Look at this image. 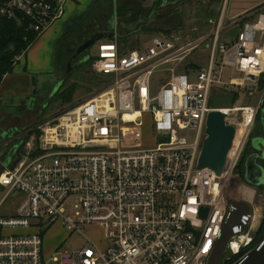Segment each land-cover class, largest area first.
I'll use <instances>...</instances> for the list:
<instances>
[{
    "label": "built area",
    "instance_id": "1",
    "mask_svg": "<svg viewBox=\"0 0 264 264\" xmlns=\"http://www.w3.org/2000/svg\"><path fill=\"white\" fill-rule=\"evenodd\" d=\"M66 1L8 0L0 4V19L24 23L39 36L64 15ZM225 8L198 40L153 37L128 53L117 37L98 41L93 71L110 85L63 107L38 125L39 135L31 126L23 156L0 173V189L7 190L0 207L12 193L24 196L15 212L0 214V264H209L234 200L228 187L236 180L248 190L243 200L252 204L251 218L230 239L222 264L253 248L264 202L235 171L263 107L261 91L247 104L219 108L236 129L221 177L199 167L214 90L229 87L254 98L264 77V6L232 20L239 32L223 42ZM203 45L210 48L208 64L184 66ZM225 66L241 76L224 80ZM148 117L157 141L149 147ZM56 221L71 233L101 226L105 249L92 242L78 254L46 259L42 232ZM242 234L246 241L233 249L230 242Z\"/></svg>",
    "mask_w": 264,
    "mask_h": 264
},
{
    "label": "rangeland",
    "instance_id": "2",
    "mask_svg": "<svg viewBox=\"0 0 264 264\" xmlns=\"http://www.w3.org/2000/svg\"><path fill=\"white\" fill-rule=\"evenodd\" d=\"M121 1L122 0H120L119 3L114 2V4H111L110 10L111 13L115 10L116 13L114 16L118 14L119 9H125V11H127L124 17L120 18L118 15L113 18L114 21L118 22L116 26L117 32L120 35L122 34L120 36V41L127 49H141V47H145V44H141V42H146L152 37H172L174 35H180L185 41L198 40L203 37V35L210 33L211 28L214 27L213 23L220 18L219 16L224 10L225 5V29L221 35V41H232V39H235L238 34L237 29L240 24L229 25L230 22L244 17L247 12L256 10L260 6H264V0H173L169 1L165 7H161L160 5L162 0H157L154 4V1L149 0L142 3L138 2V0H128L130 3H121ZM140 4H142L144 8L140 6ZM133 10H135V12L141 11V22L145 23L146 21L145 24L141 23L140 19L131 23L126 20L127 18L129 19L133 16ZM140 24H143V26ZM134 33H136L137 36H134ZM97 47L98 41L89 48L87 56L89 54H91V56L96 54L98 51ZM209 55L210 48L203 45L189 55L187 60L184 61V66L193 61L195 63L199 62L207 65ZM71 72H73V76L70 78L71 80H69L68 83H75V81H77L79 84V88L76 91L74 102L72 104H76V102L90 98L91 95L98 94V92L103 91L110 85V79L96 74L91 65L85 64L83 67L81 66L75 70L72 69ZM78 75H82L84 79H79ZM239 76H241V74L233 67H223L224 80L228 81L230 78ZM33 77L35 78L36 84H34ZM61 77H65V73L63 71L61 76H59V72L55 71L47 72L43 75L33 74L31 78L33 84L31 94H18L17 96L13 93H5L0 100V125L2 126V129L4 128V123L2 121L7 115L11 116L12 119L16 118L18 124L19 122L22 124L23 122L25 123L27 120H30V122L28 121L26 123L28 126L25 128L24 133L20 134L23 141H29L30 136L27 135L29 133L27 130L30 129L31 126L34 127L36 124L38 125L47 121L49 118L57 114L63 107L68 105L62 103H50L52 96L61 86ZM164 78L168 79V77ZM35 88L37 91L34 94L33 90ZM257 88V95L254 96V98L251 97V99L246 98L245 95H239L238 102L240 104H247L246 102H248V100L254 101L257 99V96H261L259 93L260 91L264 94V77L260 78ZM234 92L235 91L229 87L219 86L216 88L212 95V102L214 101L216 106L214 108L219 109L232 106L233 103H231V97ZM32 100H34L33 107H31ZM21 105H25L23 110H21ZM260 114L261 116L264 114V107H262V112ZM259 115L258 117H260ZM6 119L8 123H10L11 118L8 117ZM146 120L147 124L144 128V142L148 147L154 146L157 141L152 128V120L150 117ZM263 135L264 118L262 116V120H257L256 125L253 127L250 135L252 138H248L245 150L243 151L241 157H244L252 152L254 150L253 143L255 139H258L257 136ZM27 136L28 138H26ZM250 140L252 141L250 142ZM5 158L6 153L4 152V154L0 156V171L3 169L2 167H4ZM238 172L239 170L235 171V174ZM238 187L239 182L237 180L230 183L227 192L231 199H243ZM253 188L257 192L258 188L255 186H253ZM6 192V189H0V202L3 200ZM257 194V196L264 202V190H258ZM23 199L22 193L10 194L3 203L2 207H0V214L8 216L10 213H13L15 211L14 209L23 201ZM261 210H263L262 215L264 216V207ZM255 226H257V224ZM34 230L35 229L23 231L33 232ZM257 230L258 228L254 229L253 237L256 235ZM43 238L44 252L46 259L48 260L53 256H59L60 254H78L81 248L88 246V244L92 242L96 244L97 249L104 250L106 247L105 230L96 224L83 226V232L71 233L60 221H56L51 224V226L46 227V230L43 233ZM246 239L247 238L244 234L238 236L236 240H232L230 242L232 248L238 250L241 246L240 242H244ZM255 245L256 243L251 244L253 247ZM246 251L247 250H241L236 255L231 254V258L228 259L225 264H232ZM49 264L56 263L51 261Z\"/></svg>",
    "mask_w": 264,
    "mask_h": 264
},
{
    "label": "crops",
    "instance_id": "3",
    "mask_svg": "<svg viewBox=\"0 0 264 264\" xmlns=\"http://www.w3.org/2000/svg\"><path fill=\"white\" fill-rule=\"evenodd\" d=\"M119 1L120 0H67L64 6V15L60 17L59 20L55 21L54 24L49 27L43 34L37 37L36 41L27 50V53L20 56V58L18 59L17 64L15 65L14 72L6 75L3 78V81L0 85L1 99L5 93H13L17 96L18 94H31L33 88L31 78L33 74L43 75L47 72L55 71L59 72V76H61L63 70L62 66L59 65L58 62L60 53L63 54L62 58L63 60H65V63H67L81 44L88 41L89 38L94 37L97 34H101L102 32H113L114 36H105L102 37V39L99 41L114 39L115 37H117L119 49H121L123 53H128L132 51V49H137H127L124 45H122L120 41V36L122 34L120 35L117 32L116 26L118 22L114 21L113 19L114 17L118 16V14L114 16L116 13L115 10H113L114 14L111 13L110 10L111 4H114V2L119 3ZM144 1L148 0H138V2L140 3ZM149 1H154V4L157 0ZM121 3L130 2L128 0H122ZM167 4L165 6H167ZM140 6L143 7L142 4H140ZM165 6L161 5V7ZM139 14L140 15L138 19H140L141 22V11ZM132 19L133 18H127L126 20L130 21L131 23L133 22ZM141 23L145 24L146 21L145 23ZM143 24L140 25L143 26ZM239 27L237 31L240 29ZM65 32H68V34L65 36L66 39L64 45L60 46V40L62 39V36L65 35ZM136 33H134V36H137ZM152 38H150L146 42H141V44H145L146 47V45L150 43ZM90 56L91 54L87 56V53H85L80 57L75 58V60H73L74 64L71 66V69L75 70V68H77L79 64L87 61ZM21 106V110H23V106L25 105ZM8 117L11 118L10 123H8L6 119ZM28 121L30 122V120H27L25 123L23 122L22 125L20 122L18 124L16 118L12 119V117L8 115L5 116V119H3L2 122L4 123V128L2 129V126L0 125V136H3L0 139V156H2L4 152L6 153L4 163L9 156V152L12 149L13 143H15L18 139H22L20 137V134L24 133L25 128L28 126L26 125ZM18 206L14 209L15 211Z\"/></svg>",
    "mask_w": 264,
    "mask_h": 264
},
{
    "label": "water",
    "instance_id": "4",
    "mask_svg": "<svg viewBox=\"0 0 264 264\" xmlns=\"http://www.w3.org/2000/svg\"><path fill=\"white\" fill-rule=\"evenodd\" d=\"M173 0H163L162 4L165 6L167 2ZM105 36H114L113 32L106 33L102 32L99 35H95L81 44L77 49L72 58L68 63L72 64L75 58L80 57L81 55L87 53L89 48L101 40L102 37ZM68 71H71V66ZM34 84H36L35 78L33 77ZM37 89L33 90L35 94ZM262 106L264 107V99L262 101ZM34 100L31 101V107H33ZM227 114L222 109H214L208 115V121L206 126L207 136L202 144V153L199 158V167L200 168H211L214 170L216 175L220 176L223 174L225 166L227 164V157L232 149V145L236 135L235 126L227 123ZM264 118V114H262ZM3 136H0V139ZM257 139H255L254 144ZM17 145L12 147L9 152V156L6 159L4 165H8L11 159L13 158L15 151L17 149ZM257 148H260L257 146ZM259 156L258 155H250L247 159L245 178L243 179L247 185H252L256 187H264V169L262 166L256 165L254 168L257 174L260 176V179L255 181L252 178V170H251V162L255 161ZM264 157V152H263ZM232 208L229 210V216L227 221L225 222L222 234L220 235L217 243L216 249L213 254L209 258V264H222V259L224 257L225 251L227 249V244L230 239L245 230L248 223L250 222V214L252 211V204L248 203L243 199H234L231 201ZM207 209H203L202 213L206 212ZM233 264H264V239L257 243L250 251L240 256L236 262Z\"/></svg>",
    "mask_w": 264,
    "mask_h": 264
},
{
    "label": "trees",
    "instance_id": "5",
    "mask_svg": "<svg viewBox=\"0 0 264 264\" xmlns=\"http://www.w3.org/2000/svg\"><path fill=\"white\" fill-rule=\"evenodd\" d=\"M8 0H0V4L4 3ZM163 2V0H162ZM125 9H119L118 10V15L120 17H124L126 15ZM140 12H135V10H133V21H137L139 18V14ZM241 27V26H240ZM239 27V28H240ZM68 34V32H65V35L62 36V39L60 40V46L64 45L65 39H66V35ZM99 35V34H97ZM38 37V34L34 31V30H28L26 24L21 23L18 24L17 21L12 20L8 17H2L0 19V85L3 81V78L10 74L13 73L15 70V65L17 64L18 59L20 58V56L24 55L27 53V50L31 47V45L36 41ZM62 53H60L59 56V65L62 66V70L65 73V77H63L62 83L60 88L54 93V95L52 96L50 103H62V104H72L74 102V97L76 95V91L78 90V82L75 81V83H68L69 80H71L70 78H72L73 76V72L68 71L69 67L66 65L65 60H63L62 58ZM92 60L93 58L90 56L89 59L87 61H85L84 63L78 65L77 68L79 67H83L85 66V64L87 65H91L92 64ZM75 68V69H77ZM72 70V69H71ZM78 78L83 80L84 77L82 75H78ZM239 98V93L238 92H234L233 96L231 97V103H233L232 106H234L235 102L238 100ZM212 107H216L214 104V101L212 102ZM24 107V106H23ZM262 112V110H261ZM260 112V113H261ZM260 117L258 118V120H262V116L261 114L259 115ZM39 125V124H38ZM38 125L36 124L33 128H35L34 130L31 131V134H33L34 132L39 135L40 134V130L37 128ZM30 136V134L28 135ZM28 136L26 138H28ZM25 140L23 141V139H18L15 143H13V146H18L15 154L13 156V158L11 159V161L9 162L8 165H12L14 162L18 161L24 154V147H25ZM1 155V153H0ZM38 153H34L32 155L33 158H35V156H37ZM240 163H239V169L243 166L244 164V157H241L240 159ZM4 167H2L3 169L7 166V165H3ZM2 169V170H3ZM2 170L0 171V173L2 172ZM242 174V177L244 178V174L242 172V170L240 171ZM264 217V216H263ZM46 229H44L45 231ZM44 231L42 233H44ZM264 239V218L262 220V223L260 224L256 235L254 236L253 242L252 244L257 242L259 243L261 240Z\"/></svg>",
    "mask_w": 264,
    "mask_h": 264
},
{
    "label": "flooded vegetation",
    "instance_id": "6",
    "mask_svg": "<svg viewBox=\"0 0 264 264\" xmlns=\"http://www.w3.org/2000/svg\"><path fill=\"white\" fill-rule=\"evenodd\" d=\"M69 62V61H68ZM66 63V65L68 67L72 66L73 63L70 65V63ZM252 138L251 136L249 137V139ZM257 141L256 143L254 144L253 143V148L254 150L252 152H250L249 154H247L246 156H244V164L243 166L239 169L240 171L242 170L243 174H244V178H245V171H246V164H247V159L250 155H258L259 157L251 162V170H252V178L253 180L257 181L260 179V176L257 174L256 170H254V168H256L257 166L256 165H259V166H262L263 169H264V157H263V152H264V135L263 136H257ZM252 140H250L251 142ZM257 146H259L260 148H257ZM243 178V179H244ZM245 183V182H244ZM256 187V186H255ZM258 188L259 191H262L264 190V187H256Z\"/></svg>",
    "mask_w": 264,
    "mask_h": 264
},
{
    "label": "bare ground",
    "instance_id": "7",
    "mask_svg": "<svg viewBox=\"0 0 264 264\" xmlns=\"http://www.w3.org/2000/svg\"><path fill=\"white\" fill-rule=\"evenodd\" d=\"M224 108H226V107H224ZM224 111H226V110H224ZM136 115H137V113H134V115H132V118H134V116H136ZM238 189H239V192L242 194V196L244 195V193L245 194L248 193V190L246 188H243L242 186H239ZM256 223H257V220L255 221V224Z\"/></svg>",
    "mask_w": 264,
    "mask_h": 264
}]
</instances>
